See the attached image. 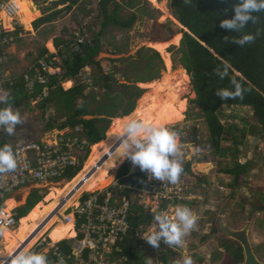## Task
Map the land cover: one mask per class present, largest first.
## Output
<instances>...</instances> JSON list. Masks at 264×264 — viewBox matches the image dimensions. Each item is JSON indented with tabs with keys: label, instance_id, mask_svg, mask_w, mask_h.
Segmentation results:
<instances>
[{
	"label": "rangeland",
	"instance_id": "374dc122",
	"mask_svg": "<svg viewBox=\"0 0 264 264\" xmlns=\"http://www.w3.org/2000/svg\"><path fill=\"white\" fill-rule=\"evenodd\" d=\"M12 1L14 0H0V26L5 27L8 33H12L11 36H13V40L4 46L2 48L3 53H0V81L2 80L0 92L3 91L1 90L2 85L6 82L22 76H30L27 73L35 67V60L38 59L39 52L43 47L47 48L51 54L56 55L53 61L55 65L48 69L49 73L64 74L66 69L63 66L62 59L67 56V53L66 49H62V51L64 50L63 56L58 55L60 47L57 46L56 40L62 41V46L69 45L72 52H78L80 50L78 44L92 43L102 29L101 0H79L70 11H67L66 8L68 3H60L59 0H32L31 7L26 6V12L32 14L33 18L28 22H22L16 15L9 18V20L6 19L10 27L7 28L4 24L3 16L6 13V6ZM115 1L120 4L123 3L122 0ZM146 2L148 11L145 14H140L133 28L121 29L112 26L103 32L100 38L103 51L96 57L99 65L86 66L75 81L71 80L62 83L65 91L78 82L88 85L86 94H89L91 98L89 99V111L95 113V115L85 116L83 119L107 118L110 120L109 125L103 122L99 123V126H107L106 137L109 129L114 124L115 118L102 116L100 112H96L98 107L102 104H108L107 94H111L109 101L115 100L113 95L120 94L123 100L118 105L121 107L114 114L121 115L122 111L127 107L128 97L122 92L124 89L121 87L116 86L117 90L108 92L104 88L102 74L104 73V75H109L118 80L119 84L134 85L144 91L142 96L137 99L136 105L131 112L132 114L137 109L139 100L143 96L152 94L151 86L133 83L132 79L140 75L149 76L152 73L147 71L148 60L145 59V57L148 58L152 55V52L148 51V49L157 51L151 46L152 43L170 42L166 50L170 54V69L174 73H179V77L168 82V87L165 89L167 91L163 93L164 97H160V100L163 104L168 98L166 95L169 93L168 89L171 86L177 87L179 83L183 85L178 87V90H182L179 102L185 104L181 108L182 111L180 110L181 122L166 126L169 130L177 133L180 144V155L177 158L182 162L183 171L178 181L173 184V187L178 190L175 191L178 192V195L176 198H172L168 204H162L161 201H156L155 198L151 197L145 200L139 198V196H134V194L133 197L135 201L143 204L142 206H148V211L144 210L146 215L153 214V209L173 215L175 207L186 206L197 215L198 219L196 227L183 238V243L179 246L167 245L161 240L159 247H153L143 239L144 230H148L151 225L144 228V230H140L138 232V240L142 244L134 252L144 259L145 264H166L165 259H167L168 264H183L185 256H190L193 264H227V259L230 255L223 245L229 243L237 247L239 242L229 238L219 226H226L234 230H242L248 226L249 239L254 252L258 260L264 263V210H259L260 207L264 206V136L258 135L260 127L254 111L243 107H224L222 109V123L228 127L246 128L247 135L242 140V134L235 131V136L242 143L240 145L235 144L229 136L227 141L223 143V148L229 150V155L220 159L215 158L212 150L207 147L208 132L205 120L201 116V110L192 103L196 98V94L193 90L190 76L179 63L180 55L171 51L173 47H180L184 30L174 17L172 0H146ZM57 10L63 11L56 21L44 24L38 29L35 28L34 23L37 20ZM136 11L138 12L140 9L123 10L121 16L129 17L131 12ZM148 13L151 15H148ZM159 25H166L167 27L163 28L164 26L160 27ZM20 28H22V31L19 30ZM168 29H172V31L169 32ZM17 30H19V33L16 36ZM177 34L181 35V39L173 41ZM154 37L159 38V40L154 41ZM164 39H167V41H164ZM171 41L173 42L171 43ZM50 43L52 49L48 46ZM62 46L61 48H63ZM141 50H146L143 58L138 55ZM163 63L164 68L160 70V74H158L155 81L164 80L169 71L164 58ZM182 69L186 71L189 77L188 81L180 74L179 71H182ZM38 72L39 69L35 68L32 75L37 76ZM125 76H128L131 80ZM94 77L98 78L99 84L95 83ZM30 79L33 82L34 76H31ZM48 94L45 88L44 94L36 100H30L29 103H24L21 107L13 110L20 112L23 123L18 124L11 135L2 129V135L7 138L10 146L36 141H41L51 146H58L63 141V138L69 137L73 141L77 139L78 144L83 143L89 147V154L82 153L80 157L83 161L82 169H84L87 160L92 154V146L89 145L87 135L82 126L78 127V130L67 128L62 131L58 129L48 131L46 129L50 119L53 118L58 123H62L68 118L67 115L59 113L54 107L50 106L45 111L40 107V102ZM92 96H96V99L92 98ZM181 100H184V102H181ZM180 103L179 105H181ZM77 104H81V99L77 101ZM120 146L121 142L119 141L112 152H116V149H120ZM236 158L242 164L251 162L249 173L242 178L238 185H234L233 176L223 173L224 169L235 166L234 160ZM126 164L130 166V174L136 173L139 169L138 166L133 165L128 159L120 162L117 169L112 172L114 181L110 186L114 191L120 184L118 179L119 171ZM71 181V179L64 178L54 184L46 185L45 188L37 186L41 190L39 195L43 197L40 202H43L55 187L61 189ZM108 189L109 187L96 192L107 193L109 192ZM31 190L33 189H26L12 196L15 197L16 202L20 203L18 208L26 205L27 198L32 193ZM86 192L88 191H82L74 200L73 205L67 208L68 212H72L71 215H73V210L76 206L83 200ZM76 193H73L72 196ZM66 195L64 194L61 197L62 203L67 200ZM142 200L143 202H141ZM260 204L262 206H259ZM60 220L62 219L60 218ZM41 222L39 221L38 224ZM49 234L50 232L44 235L34 248H40L42 243H46L47 246L42 249V252H49L48 250H51V246L54 245ZM79 242L76 239L71 243L72 248L78 252L77 254H79L80 249L78 247ZM0 249H2L1 246ZM119 251L112 249L101 251L99 254L93 255L90 258V262L92 264H131L133 262L136 264L135 261H131L123 255L116 256L115 253ZM77 254L74 263L80 264V256H77ZM1 256L5 257L6 254Z\"/></svg>",
	"mask_w": 264,
	"mask_h": 264
},
{
	"label": "trees",
	"instance_id": "16d2710c",
	"mask_svg": "<svg viewBox=\"0 0 264 264\" xmlns=\"http://www.w3.org/2000/svg\"><path fill=\"white\" fill-rule=\"evenodd\" d=\"M122 1L123 3L120 4L115 0H101L102 29L92 43L81 45L78 52H72L69 45L62 46V41L56 40L57 46L60 47L58 55L63 56L64 50L62 51V49H66L67 53V56L62 59L63 66L66 69L64 74L51 75L49 72L44 71L46 66L40 64L41 60L45 61L47 66H53L56 55L51 54L47 48L43 47L39 52L38 59L35 60V67L27 73L30 75L29 79L34 76L33 84L32 79L26 78L28 76H22L6 82L2 85V90L8 92L9 99L7 104H0V108L11 106L13 110H16L24 103H29L30 100H36L43 95L47 87L49 94L40 102V107L45 111L51 106L59 113L68 116L67 120L62 123H58L53 118L50 119L46 125L48 131L54 129L62 131L67 128L78 129V127L82 126L87 135L89 145H95L105 140L107 126H99V123L103 122L109 125L110 120L107 118L83 119L85 116L95 115V113L89 111V99L91 98L89 94H86L88 85L78 82L65 91L62 83L71 80L75 81L86 66L99 65L96 57L103 51L100 38L107 28L114 26L121 29H131L138 21L140 14H145L148 11L146 0ZM59 2L68 3L66 8L67 11H70L79 0H59ZM238 2L239 0H172L174 17L188 31L183 34L180 47H173L171 51L180 55L179 63L190 76L191 84L196 94V98L192 103L200 108L201 116L204 118L207 127V147L212 150L215 158L219 159L229 155V150L223 148V143L227 141L229 136L235 144L240 145L242 142L238 140L234 132L237 131L242 134V140L247 135L246 128L228 127L222 123L221 112L224 107L252 109L260 127L258 135L264 136V11L253 13V20L249 21L239 32L221 28L220 22L222 20L231 19L234 16V5ZM135 8H139L140 11L131 12L129 17L121 16L123 10H134ZM62 11L57 10L40 18L34 23L35 28L38 29L44 24L56 21ZM148 15L151 14L148 13ZM3 17L5 26L10 28L6 20L8 19L7 16ZM159 26L167 27L166 25ZM19 30L22 31V28ZM19 30L15 33L16 36ZM168 31L170 32L172 29H168ZM5 35L9 34H3V36ZM244 35H251L253 39L243 46L235 43L236 40ZM153 40L157 41L159 38L154 37ZM164 41H167V39H164ZM2 48L0 45L1 54L3 53ZM148 51L152 52V55L148 58L145 57L148 60L147 71L152 73L149 76L140 75L134 77L132 79L133 83L153 82L160 74V70L164 68L161 54L151 49H148ZM145 52L146 50L139 51V57L143 58ZM35 68H38L40 74L46 78L47 84L40 83L36 75H32ZM125 77L129 78L128 76ZM93 79L96 84H99L97 77ZM102 79L104 88L108 92L117 90L116 86L124 89L122 92L128 97L127 107L122 111L121 115L114 114L120 109L121 106L118 103H122L123 98L120 94H116L113 95L115 100L109 101L111 94H107L108 104L100 105L96 112H100L102 116L110 118L126 117L131 114L137 99L142 96L144 91L134 85L119 84L118 80L109 75H104V73L102 74ZM129 80L131 79L129 78ZM237 89H239L240 94L229 100H222L216 94L219 90H228L235 93ZM130 90L131 92L129 93ZM92 98L96 99V96H92ZM79 99H81V104L78 105L77 101ZM3 136L2 128H0V147L9 145L7 138ZM68 138H64V144ZM86 147L88 149V146ZM237 160L238 158L234 160L235 166L233 168L223 170L224 174L233 176L234 185H238L251 168V162L242 164ZM79 171V168L72 169L67 172L66 177L75 178L80 173ZM145 174L146 172L140 169L136 173L130 174V166L126 164L121 168L118 175L120 185L123 187L115 189V192L130 200L133 206V215L130 218L131 229L128 235L118 242L117 249H114L121 252L119 251L115 254L116 256L123 255L129 260L135 261L136 264H145L144 259L134 252L142 244L136 234L152 225L153 214L146 215L144 213L143 208L134 200L133 194L136 196L135 190L129 188V185L141 187L140 183L143 179L145 180ZM42 199L43 197L39 195V191L33 192L26 205L18 209V218L26 217ZM259 206L262 205L260 204ZM259 210H264V206L260 207ZM223 246L230 255L227 259V264L244 262V250L240 244L237 247L229 243ZM57 248L62 257L53 252L44 253L47 255L49 264H74L71 244L68 241L60 242ZM35 252L43 253L39 250ZM84 259H88V253L84 255ZM165 262L168 264L167 259H165ZM131 264H134V262Z\"/></svg>",
	"mask_w": 264,
	"mask_h": 264
},
{
	"label": "clouds",
	"instance_id": "9594fccd",
	"mask_svg": "<svg viewBox=\"0 0 264 264\" xmlns=\"http://www.w3.org/2000/svg\"><path fill=\"white\" fill-rule=\"evenodd\" d=\"M260 11H264V0H239V2L234 5V16L231 19L222 20L220 22V27L234 32H239L249 23V21L253 20V13H257ZM187 31V29H184L183 34ZM9 36L11 35L9 34ZM11 37L13 38V36ZM252 39L253 37L251 35H244L242 36V38L236 40L235 43L243 46L244 44L250 42ZM80 46L81 44H78L79 48H81ZM42 62L45 63L46 66V69L44 68V71L49 72L48 69L52 68V66H47L46 62L43 60H41L40 64H43ZM46 89L48 91L47 87ZM216 94L222 100H229L234 98L235 95H239L240 93L239 89H237L235 93L228 90H219L216 92ZM8 99L9 95L7 91L0 92V104H7ZM21 123H23V119L19 111H13L11 106L0 108V128L5 130L9 135L13 134L16 126ZM118 135L120 136L121 150L116 156V162L118 160L122 162L123 160L128 159L132 162L133 165L138 166L141 171L146 172L149 175L150 179L154 178L159 181L167 180L171 184H175L178 181L183 168L181 160L177 158L180 155V144L176 132L169 130V128L164 125H156L150 123L147 120L141 119L138 116H131L123 123V126L119 130ZM36 142L42 143L41 141ZM60 145L65 146L64 141H62ZM13 147H11L10 145H4L0 147V173L14 171L17 168V159L15 157ZM83 153H86V155L89 154V147L87 149V147L85 146ZM82 168V166L79 167V172H81ZM64 178L73 180L74 177L67 178L65 176ZM62 179H59L56 182H59ZM30 188L32 187L22 188L15 194H18L21 191ZM32 189V193L35 191H39V193L41 192L39 188ZM108 190L109 192L114 191L111 186H109ZM31 194H29L27 200L29 199ZM10 198H8V200ZM12 198L15 199V197ZM17 208L18 207H15L14 209L18 213ZM143 210L145 209L143 208ZM71 213L72 212L67 211L65 212V215L68 216L71 215ZM18 219L19 226L20 220L22 218ZM197 219V215L186 206L175 207L173 215H169L166 212H158L153 209V224L148 230H144L143 239H145L153 247H159L161 240H163L167 245L179 246L183 243V238L196 227ZM53 228L54 227H52L51 229ZM74 230L76 232V236L74 238L70 240L65 239L62 241H68L71 244L76 239L82 240L84 238L83 234H78L77 227L74 226ZM49 232H51V230H49L46 234H48ZM57 245H55L56 248L51 252L58 255L59 257H62L61 253L58 252ZM37 249L38 248H36V250ZM71 249L72 256L75 260L76 252L74 248H72V246ZM114 249L117 248H113V250ZM91 252L92 251L90 249H87L84 253V255L88 253V259H85L87 262H90L89 254ZM6 258H8L7 263H9V260H11V264H49L46 254L36 253L35 251L19 252L12 259L10 256ZM183 264H193L192 258L190 256H185L183 259Z\"/></svg>",
	"mask_w": 264,
	"mask_h": 264
},
{
	"label": "built area",
	"instance_id": "2783aa9c",
	"mask_svg": "<svg viewBox=\"0 0 264 264\" xmlns=\"http://www.w3.org/2000/svg\"><path fill=\"white\" fill-rule=\"evenodd\" d=\"M5 12L12 18L17 15L18 7L12 1L6 6ZM3 34H8V31L5 27L0 26V45L2 46L13 40L11 36H3ZM43 65L45 66V63ZM38 73L37 80L47 84L46 78L40 74V71ZM26 78L29 79V77ZM77 143V139L73 141L68 138L65 146L30 142L13 147L17 168L14 171L0 173V239L5 228L15 230L19 223L18 213L15 209L10 212L5 209L8 198L22 188H37V186L45 188L46 185L64 178L69 170L81 167L83 161L80 157L86 144L78 145ZM145 175V180L143 179L140 183L141 187L129 185V188L135 190L136 196L143 200L148 197L155 198L162 204H168L172 198L177 197L178 192L175 191L178 190L173 187V184L167 180L150 179L147 173ZM118 186L123 187L120 184ZM85 194L83 200L73 210V215L67 217L68 221H71V216H73L78 234L84 235V238L78 243L79 254L74 249L77 256H80L79 263L91 264L84 259L87 249L92 251L89 254V257L92 258L93 255H97L101 251L117 248L118 242L128 235L131 229L130 217L133 215V206L130 200L115 191L91 192V194L86 192ZM138 205L142 206L143 204L138 202ZM142 207L148 210V206ZM136 236L139 237V234L137 233ZM7 260L6 257L0 258V264H6Z\"/></svg>",
	"mask_w": 264,
	"mask_h": 264
},
{
	"label": "bare ground",
	"instance_id": "6f19581e",
	"mask_svg": "<svg viewBox=\"0 0 264 264\" xmlns=\"http://www.w3.org/2000/svg\"><path fill=\"white\" fill-rule=\"evenodd\" d=\"M13 2L18 7L17 16L22 22H28L33 18L32 14L26 12V6L28 5L31 7L32 0H14ZM4 16H7L8 20L11 18L6 13H4ZM180 39L181 35L178 34L175 36L173 41ZM173 41H171V43ZM169 44L170 42H154L151 45L161 53L166 65L169 68L164 80L161 81L160 79L147 84L141 83L142 86H151L152 94L143 96L139 100L137 109H135L132 114L126 117L114 119V124L109 129L106 139L95 145H92V154L87 160L85 168L82 169L81 172L70 183H67L61 189L55 187L43 202H40L26 217L20 220V225L16 230H11V232L7 228L3 230L5 236L4 240L2 237L0 245L3 246V249L5 246V252L11 257V259L14 257V254L18 251V249L23 248L27 242L28 243L26 247L21 252L29 251L39 242L41 237L43 238L44 235L41 236V233L34 238H32L33 235L30 233L33 232V234H36L39 232L42 225L38 226V222L45 221L44 223H46V220L49 219L48 216H51L57 209L59 215L49 221L42 233H44V231L47 229L51 230V228L54 227L49 234L53 244L65 239L74 238L76 236L73 216H71L72 220L68 221V217L65 215V212L69 206L73 205L75 200L73 198H77L82 191L96 192L99 190H105L113 183L114 175L112 172L117 169L118 164L121 162L119 160L116 162V156L119 154L121 146L120 149H116V152H112V150L114 146L120 141V136L118 135L119 130L129 117L138 116L141 119L149 121L150 123L164 126L181 122L180 110L185 104H181L179 102V97H181L180 94L182 90H178V87L183 85L179 83L177 87L171 86L168 89L169 93L166 95L168 98L163 104L160 100V97L163 96V93L167 91L165 89L168 87V82L179 77V73H174V71H171L170 69V54L166 51ZM48 46L50 49H52L51 43ZM179 72L184 76V79L188 81L189 77L186 74V71L182 69V71ZM181 102H184V100H181ZM179 103L181 105H179ZM69 191L70 193L67 194ZM73 193H76L73 195L74 197L72 196ZM64 194H67V200L62 203L61 197L64 196ZM71 198L73 201H70ZM19 205L20 203L14 200H8L6 202L5 209L6 211L10 212ZM60 218L62 220H60ZM2 251L3 250H0V254H2ZM7 264H11V261Z\"/></svg>",
	"mask_w": 264,
	"mask_h": 264
},
{
	"label": "water",
	"instance_id": "95a60500",
	"mask_svg": "<svg viewBox=\"0 0 264 264\" xmlns=\"http://www.w3.org/2000/svg\"><path fill=\"white\" fill-rule=\"evenodd\" d=\"M223 230V232L231 239L239 242L244 250L245 260L241 264H264L258 260L254 249L251 245L249 239V228L248 226L242 230H234L231 228H227L226 226H219ZM10 261V260H9Z\"/></svg>",
	"mask_w": 264,
	"mask_h": 264
},
{
	"label": "crops",
	"instance_id": "0c3cea01",
	"mask_svg": "<svg viewBox=\"0 0 264 264\" xmlns=\"http://www.w3.org/2000/svg\"><path fill=\"white\" fill-rule=\"evenodd\" d=\"M70 193V191L67 193V194H69ZM24 196V195H23ZM74 197V196H73ZM73 199H76V198H73ZM73 199L71 198L70 199V201H73ZM9 200H14V201H16L14 198H10ZM8 201V200H7ZM69 202V201H68ZM60 203V202H59ZM6 206V205H5ZM58 210V209H57ZM56 210V211H57ZM56 211L50 216H48V220H46V223H44V222H41V223H43V224H41L42 226H41V228H40V231L39 232H37L36 234H33V232H31L30 234H32L33 235V237L32 238H34V237H36L37 235H39L40 233H41V236H43V235H45L50 229H47L46 231H44V233H42V231H43V229L46 227V225L49 223V221L50 220H52V219H54V217H57L58 215H59V212L57 211V214H56ZM54 214H56V215H54ZM40 224H37L38 226H40ZM20 225V224H19ZM38 226H37V228H38ZM19 227V226H18ZM36 228V229H37ZM34 231V230H33ZM3 233H4V231L1 233V240H0V244H1V241H2V237H3V240H4V236L5 235H3ZM31 238V239H32ZM30 239V240H31ZM41 239H42V237H41ZM40 239V240H41ZM72 239V238H71ZM39 240V241H40ZM68 240H70V239H68ZM28 243V242H27ZM27 243L23 246V248H21V249H18V251L14 254V256L16 255V254H18L19 252H21L25 247H26V245H27ZM59 243V242H58ZM58 243H55L54 245H52L51 247L52 248H50L51 250H48L49 252H47V253H50L53 249H55L56 248V246L55 245H57ZM38 244V243H37ZM36 244V245H37ZM35 245V246H36ZM47 244L46 243H42V247L41 248H38L37 250H39V251H41L42 252V249H44L45 248V246H46ZM1 246V245H0ZM34 246V247H35ZM49 246V245H48ZM2 247V249H0V250H3L2 251V254L4 255V254H6V256L5 257H8L9 255L5 252V247H4V249H3V246H1ZM20 247V246H19ZM32 248V249H30L29 251H27V252H34V249H35V251H36V248ZM2 254H0V258H3L4 256H1ZM11 261V260H10Z\"/></svg>",
	"mask_w": 264,
	"mask_h": 264
}]
</instances>
